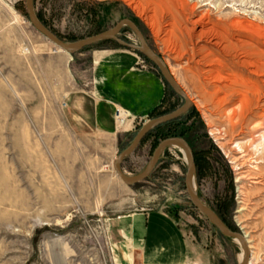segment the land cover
Here are the masks:
<instances>
[{
    "label": "rangeland",
    "instance_id": "rangeland-1",
    "mask_svg": "<svg viewBox=\"0 0 264 264\" xmlns=\"http://www.w3.org/2000/svg\"><path fill=\"white\" fill-rule=\"evenodd\" d=\"M35 9L66 42L110 30L124 18L139 26L193 107L153 130L123 162L124 171L140 174L159 142L184 138L194 152L197 194L229 229L247 236L251 264H264V141L258 137L264 98L226 90L229 80L247 78L264 94V0H36ZM119 37L139 45L128 27ZM232 46L234 57L222 52ZM117 48L126 49L104 42L66 53L29 23L25 0H0V264H117L109 223L140 209L163 210L179 222L199 245L201 264L239 263L241 244L190 202L180 147H167L152 174L129 187L113 161L144 119L117 155L106 142L70 131L65 98L71 85L89 81L93 52ZM208 52L220 64H206ZM165 85V101L149 119L183 103Z\"/></svg>",
    "mask_w": 264,
    "mask_h": 264
},
{
    "label": "crops",
    "instance_id": "crops-1",
    "mask_svg": "<svg viewBox=\"0 0 264 264\" xmlns=\"http://www.w3.org/2000/svg\"><path fill=\"white\" fill-rule=\"evenodd\" d=\"M91 59L89 81L75 82L65 98L66 122L76 136L106 142L117 155L135 124L161 108L167 87L132 50H98ZM119 107L130 115L122 126L114 117ZM109 240L117 264H201L199 245L163 210L140 209L112 219Z\"/></svg>",
    "mask_w": 264,
    "mask_h": 264
},
{
    "label": "water",
    "instance_id": "water-1",
    "mask_svg": "<svg viewBox=\"0 0 264 264\" xmlns=\"http://www.w3.org/2000/svg\"><path fill=\"white\" fill-rule=\"evenodd\" d=\"M35 1L36 0H25L26 15L29 23L37 32H39L43 37L60 48L62 51L72 54L104 41H113L121 47L135 51L144 56L157 69L162 79L174 92V94L182 99V105L176 108L174 111L153 119H149L148 117L144 119L142 128L137 132L130 144L124 150H122L113 161L114 173L125 185L131 187L146 180L152 174L159 162L162 152L167 147H180L185 152V155L187 157L188 167L185 174L184 184L190 202L223 236L232 238L240 242L244 250V258L237 264H248L251 253L249 250V244L247 243V239L243 235V232H237L229 229L221 221L217 213L199 197L194 188V174L196 170V164L193 149L191 148L187 140L181 137H171L159 142V144L154 149L150 161L148 162V165L146 166L144 171L134 177H129L123 169V162L140 147L149 133H151L161 125L179 119L180 117L188 113L189 110L193 107V102L190 100L187 93L177 82V80L171 75V72L163 59L147 43V40L139 26L132 19L124 18L121 19L110 30L74 42H66L58 37L55 33H53L46 25L43 24V22L40 21L35 9ZM125 27L130 28L131 31L136 35L139 45L129 43L119 37L121 30Z\"/></svg>",
    "mask_w": 264,
    "mask_h": 264
},
{
    "label": "bare ground",
    "instance_id": "bare-ground-1",
    "mask_svg": "<svg viewBox=\"0 0 264 264\" xmlns=\"http://www.w3.org/2000/svg\"><path fill=\"white\" fill-rule=\"evenodd\" d=\"M205 36V35H204ZM236 49V47H226V48H223L222 50V52L224 53V54H226V55H228V56H231V57H234L232 54V52L233 51H236L235 50ZM201 50L202 51H205L206 49L203 47V48H201ZM207 52V51H206ZM256 52V51H255ZM264 52V51H263ZM245 55L247 56L248 55V53H245ZM244 57V56H243ZM205 58V57H204ZM210 58H212L211 57V54H210V52H208L207 53V56H206V61H205V63L206 64H208L209 62H212L213 60L212 59H210ZM249 60V59H248ZM263 61V60H262ZM261 61V62H262ZM203 62H204V59H203ZM213 62H217L218 64H220V62L218 61V60H214ZM252 63V62H251ZM236 64H238V63H236ZM240 64L243 66V67H247V68H250L251 66H253V65H251L249 62H247V61H245V60H240ZM251 65V66H250ZM240 71V70H239ZM237 72H238V70H237ZM251 73L253 74V75H255V76H260L261 75V71H259V70H254V71H251ZM171 75H172V73H171ZM173 76V75H172ZM174 77V76H173ZM238 77V76H237ZM175 78V77H174ZM217 78V77H216ZM243 78V77H242ZM242 78H237V79H242ZM220 79V78H219ZM244 79V78H243ZM241 80V81H243V82H238V81H231V80H229L230 82H229V86H227L226 87V90H227V92H228V90H230V92H232V91H234V92H237L238 94H240V95H243L244 93L246 94V96H247V94H250V93H255V97L257 98V100L258 101H260L261 100V98H264V94H263V92H262V87L260 88V86L256 83V82H254L255 80L254 79H252V80H254V81H251L250 79H245V80ZM220 80H222V78L220 79ZM165 82V81H164ZM250 85H253V87H254V89L253 90H255L254 92L251 90V87L252 86H250ZM225 89V88H224ZM218 92H220V90H218ZM236 93V94H237ZM226 94H228V93H226ZM237 94V95H238ZM244 94V95H245ZM235 96V95H234ZM225 97H226V95H225ZM224 97V98H225ZM241 97V96H240ZM244 97V96H243ZM248 97V96H247ZM224 98H221L220 100H219V103H222L224 100H226V99H224ZM243 102V104L244 105H248V103H247V100H243L242 101ZM120 108V107H119ZM121 110V115H122V118H120V119H125V117H126V114L123 112V110H122V108H120ZM233 115V114H232ZM228 117V120H233V119H231L232 117H230V116H227ZM233 118H234V116H233ZM119 119V121H118V124L120 125V126H122V124L124 125L125 123H126V121L124 122V120L122 121V120H120ZM263 125V124H262ZM259 138H260V140H262V142L264 141V134L262 133V134H260V136H258ZM178 147V146H177ZM239 149H241L240 148V146H237ZM259 148V147H258ZM183 153H184V155H185V152L183 151V150H181ZM185 157H186V155H185ZM115 160V159H114ZM186 160H187V157H186ZM239 175V174H238ZM243 177H245V176H243ZM242 177L240 176L239 177V179H241ZM246 178V177H245ZM194 188H195V186H194ZM244 235V234H243ZM245 236V235H244ZM245 238H247V236H245ZM238 243H240L239 241H238ZM247 243L249 244V241H248V239H247ZM242 246V245H241ZM243 248V247H242ZM249 250H250V253H252V251H251V247H250V244H249ZM252 256V255H251ZM243 258H244V250H243V252L241 253V259H240V262L243 260ZM251 258V257H250ZM252 259V258H251ZM252 261V260H251ZM249 262H250V259H249ZM249 264V263H248ZM250 264H251V262H250Z\"/></svg>",
    "mask_w": 264,
    "mask_h": 264
},
{
    "label": "built area",
    "instance_id": "built-area-1",
    "mask_svg": "<svg viewBox=\"0 0 264 264\" xmlns=\"http://www.w3.org/2000/svg\"><path fill=\"white\" fill-rule=\"evenodd\" d=\"M121 109L120 108H117L116 109V111H115V120L118 122L119 121V119L120 118H122V115H121V111H120ZM123 110V112L126 114V117H125V119H120V120H124V122L125 121H127L129 118H130V115H129V113L127 112V111H125L124 109H122ZM123 125V124H122Z\"/></svg>",
    "mask_w": 264,
    "mask_h": 264
},
{
    "label": "trees",
    "instance_id": "trees-1",
    "mask_svg": "<svg viewBox=\"0 0 264 264\" xmlns=\"http://www.w3.org/2000/svg\"><path fill=\"white\" fill-rule=\"evenodd\" d=\"M37 16H38V18L40 19V21L41 22H43V20L40 18V16L37 14ZM43 24L44 25H46L44 22H43ZM104 42H113V41H104ZM104 42H101V43H99V44H102V43H104ZM115 43V42H114ZM90 48V47H89ZM84 50V49H83ZM146 59V58H145ZM147 60V59H146ZM168 124V123H167ZM151 135V133H149L148 135H147V137L145 138V140L149 137ZM181 136V135H180ZM144 140V141H145ZM217 213V215L220 217V219H221V221L223 222V223H225L224 222V219L222 218V216H221V214H219L218 212H216Z\"/></svg>",
    "mask_w": 264,
    "mask_h": 264
}]
</instances>
